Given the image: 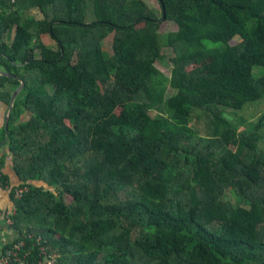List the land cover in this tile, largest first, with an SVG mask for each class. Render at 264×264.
I'll use <instances>...</instances> for the list:
<instances>
[{"label":"trees","instance_id":"trees-1","mask_svg":"<svg viewBox=\"0 0 264 264\" xmlns=\"http://www.w3.org/2000/svg\"><path fill=\"white\" fill-rule=\"evenodd\" d=\"M158 3L0 0V66L25 82L12 227L58 264H264V114L242 131L226 116L264 99V0ZM19 86L0 76V101Z\"/></svg>","mask_w":264,"mask_h":264},{"label":"rangeland","instance_id":"rangeland-1","mask_svg":"<svg viewBox=\"0 0 264 264\" xmlns=\"http://www.w3.org/2000/svg\"><path fill=\"white\" fill-rule=\"evenodd\" d=\"M145 1L151 8L157 10L160 12V5L158 3V0H143ZM33 15L39 16L37 11L32 12ZM178 30V26L176 23L172 21H162L159 29V33L161 35V42H162V52L165 55V59L163 62H157L156 67L163 72L167 77H170L171 70H172V64L170 57L172 56L173 52L170 48L166 47L165 45V36L171 32H175ZM112 40L113 36H110L108 39L104 42V50L112 54ZM45 43L47 45L52 44V39L50 37H45L44 39ZM240 42V38H237L234 40L233 43ZM54 47L55 45L52 44ZM50 46V45H49ZM264 69V68H262ZM261 71V68L257 67L255 68V72L259 73ZM173 90H169V94L173 93ZM152 116H156L157 112H152ZM264 114V99L250 103L246 106V108L243 111H233V110H227L226 116L229 117L232 121V123L240 128V130L249 129L251 127L252 123L258 122L260 117ZM194 121L192 123L193 128L199 132L201 136L207 135L208 125L210 123L209 117L206 115V113L199 111L196 112L194 116ZM261 150L264 152V140L261 143ZM71 200V198H68V202ZM226 200L232 201L235 203V199L233 196L228 193L226 195Z\"/></svg>","mask_w":264,"mask_h":264},{"label":"crops","instance_id":"crops-1","mask_svg":"<svg viewBox=\"0 0 264 264\" xmlns=\"http://www.w3.org/2000/svg\"><path fill=\"white\" fill-rule=\"evenodd\" d=\"M37 13L39 14V16L37 15L36 16L37 18L40 19L42 14L39 12ZM52 44H49V45L53 46ZM2 73H8V72L5 71L0 66V76H4L2 75ZM10 104L8 105L6 102L0 101V158L4 159V164L2 166V171L0 173V212L6 211V210L10 211L15 207L11 192L14 188L19 187L22 183L18 175L13 169V156L7 144L8 142L6 141L5 123H6L7 115L9 113ZM4 137H5V140H4ZM2 175H4L7 178L6 184H4L1 181ZM19 236L20 234L18 233V231H16L12 227V224L8 223V219L6 218V216L0 214V256L4 248L14 244L18 240Z\"/></svg>","mask_w":264,"mask_h":264},{"label":"built area","instance_id":"built-area-1","mask_svg":"<svg viewBox=\"0 0 264 264\" xmlns=\"http://www.w3.org/2000/svg\"><path fill=\"white\" fill-rule=\"evenodd\" d=\"M28 191V187L16 188L14 190L15 199H21ZM0 214L6 216L8 223L13 224L16 207L10 211L0 212ZM27 240L32 242L30 247H28ZM35 254L36 256L32 257ZM0 264H58V256L48 250L41 236L28 234L19 236L14 244L4 248L0 256Z\"/></svg>","mask_w":264,"mask_h":264},{"label":"water","instance_id":"water-1","mask_svg":"<svg viewBox=\"0 0 264 264\" xmlns=\"http://www.w3.org/2000/svg\"><path fill=\"white\" fill-rule=\"evenodd\" d=\"M2 75L7 76V77H11V78H14V79H17V80L20 81L19 88L16 89L15 92L13 93V95H12L11 104H10V108H9V113L7 115V118H6L5 130H6V141H8L9 140V122H10V116H11V113H12V110H13V107H14V102H15L16 98L18 97L20 91L24 88L25 82L23 81V79H21L20 77L15 76L13 74L2 73Z\"/></svg>","mask_w":264,"mask_h":264}]
</instances>
